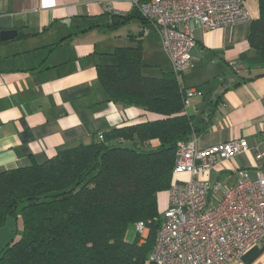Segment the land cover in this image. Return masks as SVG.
Instances as JSON below:
<instances>
[{
	"label": "crops",
	"instance_id": "obj_1",
	"mask_svg": "<svg viewBox=\"0 0 264 264\" xmlns=\"http://www.w3.org/2000/svg\"><path fill=\"white\" fill-rule=\"evenodd\" d=\"M246 5L251 20L243 23L207 31L199 21L191 22L197 46L181 77L187 89L204 94L193 96L188 107L195 115L189 138L197 147L236 138L249 143L247 152L209 171L211 182L223 185L235 183L237 169H246L256 180V171L264 168V60L249 43L261 8L259 0ZM134 9L133 0H0V33L16 29L30 34L0 42V172L42 163L59 149L89 143L112 128L160 117L109 100L97 67L116 62L114 51L137 45V36L145 74L173 71L158 28L136 17L115 30L81 32L92 20L111 22L113 15ZM147 47L157 56L148 58ZM167 202L168 191L160 192L159 211ZM227 264H264V239Z\"/></svg>",
	"mask_w": 264,
	"mask_h": 264
},
{
	"label": "trees",
	"instance_id": "obj_2",
	"mask_svg": "<svg viewBox=\"0 0 264 264\" xmlns=\"http://www.w3.org/2000/svg\"><path fill=\"white\" fill-rule=\"evenodd\" d=\"M259 1L261 15L252 23L249 43L264 60V0ZM136 17L145 19L135 8L111 22L92 20L81 32L115 30ZM29 35L21 31L16 39ZM134 40L137 45L114 51L116 62L99 63V80L109 100L160 117L112 128L42 163L0 172V227L9 216L20 215L23 222L20 239L0 251V264H154L149 256L162 224L158 196L172 184L176 150L195 130V115L186 109L187 88L173 71L143 72V44ZM152 140L159 145H147ZM140 221L149 227L143 241L136 229ZM131 225L132 242L126 238Z\"/></svg>",
	"mask_w": 264,
	"mask_h": 264
},
{
	"label": "built area",
	"instance_id": "obj_3",
	"mask_svg": "<svg viewBox=\"0 0 264 264\" xmlns=\"http://www.w3.org/2000/svg\"><path fill=\"white\" fill-rule=\"evenodd\" d=\"M135 8L161 35L162 46L181 80L191 66L197 39L192 21L211 31L251 20L247 0H133ZM198 89H187L185 107ZM103 138V134H99ZM250 149L245 138L201 149L189 138L176 150L168 202L160 212L161 227L150 253L154 264H227L264 239V168L253 180L237 169L232 185L211 182L213 166ZM222 192L221 195H218ZM141 240L148 224L136 225Z\"/></svg>",
	"mask_w": 264,
	"mask_h": 264
},
{
	"label": "rangeland",
	"instance_id": "obj_4",
	"mask_svg": "<svg viewBox=\"0 0 264 264\" xmlns=\"http://www.w3.org/2000/svg\"><path fill=\"white\" fill-rule=\"evenodd\" d=\"M153 47H147L146 53L148 58L156 57V52L151 49ZM162 57L166 58L165 55ZM163 60V59H162ZM23 231V222L22 218L19 215L18 218L15 216H9L7 221L3 226L0 227V251L12 241H16L20 237V233ZM136 237L135 226L131 225L127 232V240L132 242ZM20 239V238H19Z\"/></svg>",
	"mask_w": 264,
	"mask_h": 264
},
{
	"label": "water",
	"instance_id": "obj_5",
	"mask_svg": "<svg viewBox=\"0 0 264 264\" xmlns=\"http://www.w3.org/2000/svg\"><path fill=\"white\" fill-rule=\"evenodd\" d=\"M18 36V31L16 29L3 30L0 33V41L5 42L14 39Z\"/></svg>",
	"mask_w": 264,
	"mask_h": 264
}]
</instances>
